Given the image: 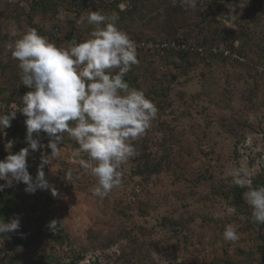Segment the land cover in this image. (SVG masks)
Segmentation results:
<instances>
[{
    "label": "rangeland",
    "instance_id": "1",
    "mask_svg": "<svg viewBox=\"0 0 264 264\" xmlns=\"http://www.w3.org/2000/svg\"><path fill=\"white\" fill-rule=\"evenodd\" d=\"M90 11L117 14L136 42L139 63L125 80L152 101L156 118L132 141L122 183L104 198L91 191L97 180L74 158L79 145L67 132L44 167L56 196L15 182L0 191V223L20 222L0 234V264H264V224L252 219L248 189L225 174L242 167L252 187L264 186V0H197L195 8L183 0H0V103L23 106L31 91L7 46L31 28L57 46L83 42L92 26L77 21ZM25 119L17 113L0 129V160L9 141L13 154L27 147ZM34 138L33 177L51 153L45 133ZM227 224L238 241L224 239Z\"/></svg>",
    "mask_w": 264,
    "mask_h": 264
},
{
    "label": "clouds",
    "instance_id": "2",
    "mask_svg": "<svg viewBox=\"0 0 264 264\" xmlns=\"http://www.w3.org/2000/svg\"><path fill=\"white\" fill-rule=\"evenodd\" d=\"M183 3L191 8L197 6V0H183ZM117 20L115 13L109 16L90 11L77 21L78 25L86 21L92 26L83 42L73 40L67 47L57 46L31 28L7 46L12 58L19 62L23 85L31 91L23 95V107L19 109L26 117L27 147L13 154V142L6 144L8 155L0 160V181L5 183L0 184V191L15 182L26 185L28 193L51 189L56 196V189L45 178L44 167L60 156L65 132L79 145L74 158L82 168L90 169L97 180L91 189L95 196L104 198L121 185L120 166L135 154L132 141L151 126L157 108L142 91L130 88L125 80L132 65L139 63L137 44L117 27ZM16 108L13 104L12 110L0 112V129L11 127L17 116ZM70 121L74 126L69 125ZM41 132L47 135L51 153L42 154L33 177L27 157L30 149L41 148L40 140L34 138V134L39 136ZM81 153H87L89 160L80 158ZM225 174L236 186L248 189L243 195L252 210V219L264 224V186L252 187L251 172L242 167L226 170ZM65 178H71L70 171ZM55 226L56 221H52L50 227ZM19 227V219L2 222L0 234ZM223 237L235 242L240 235L233 224H227Z\"/></svg>",
    "mask_w": 264,
    "mask_h": 264
},
{
    "label": "built area",
    "instance_id": "3",
    "mask_svg": "<svg viewBox=\"0 0 264 264\" xmlns=\"http://www.w3.org/2000/svg\"><path fill=\"white\" fill-rule=\"evenodd\" d=\"M221 51H223L225 54H230L228 51H224L223 49H220ZM201 54H202V52H203V50L202 49H199L198 50ZM6 105V104H5ZM5 105H3L2 103H0V106H2L3 107V109H5V110H7V111H9V110H12L11 109V105H13V104H11L10 105V107H6ZM15 105H17V108L15 109V111H17V113H19V109L20 108H22L23 106L22 105H18V104H15ZM2 107H0V108H2Z\"/></svg>",
    "mask_w": 264,
    "mask_h": 264
}]
</instances>
